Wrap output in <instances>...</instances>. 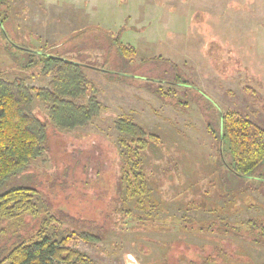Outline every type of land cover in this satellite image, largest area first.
Segmentation results:
<instances>
[{
  "label": "rangeland",
  "instance_id": "rangeland-1",
  "mask_svg": "<svg viewBox=\"0 0 264 264\" xmlns=\"http://www.w3.org/2000/svg\"><path fill=\"white\" fill-rule=\"evenodd\" d=\"M44 55L80 63L102 108L70 132L45 119L44 157L4 187L36 189V214L8 222L12 236L46 220L50 234L55 223L101 237L72 238L87 264H264V160L238 175L220 135L230 110L264 128V0H0V73L45 86ZM120 116L155 136L142 155L160 215L141 230L120 212L133 205Z\"/></svg>",
  "mask_w": 264,
  "mask_h": 264
},
{
  "label": "trees",
  "instance_id": "trees-1",
  "mask_svg": "<svg viewBox=\"0 0 264 264\" xmlns=\"http://www.w3.org/2000/svg\"><path fill=\"white\" fill-rule=\"evenodd\" d=\"M124 49L125 55L133 52L132 46L125 45ZM38 70L41 76H49L45 86H29L23 77L9 79L0 73V264H87L91 259L70 242L74 236L87 243L100 242L96 233L56 231L58 226L53 223L54 233L50 234L45 220L27 238L10 234L12 226L8 222L36 214V189L23 184L4 187L25 173L34 160L44 157L50 134L45 119L54 129L70 132L84 127L102 108L80 63L44 55ZM36 101L43 103L44 117L35 112ZM220 120L222 145L226 144L231 155L230 169L240 176H250L264 160V128L233 110L221 113ZM113 125L122 148L120 177L125 200H133L132 208L125 205L120 212L125 216L126 231L141 230L160 215L157 202L147 199L150 190L142 155L155 136L127 116L116 118ZM134 206L142 212L133 214Z\"/></svg>",
  "mask_w": 264,
  "mask_h": 264
}]
</instances>
